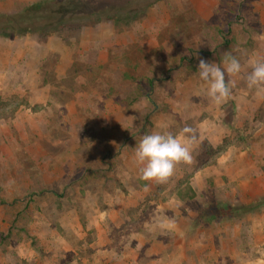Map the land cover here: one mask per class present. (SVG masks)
<instances>
[{"label": "rangeland", "instance_id": "obj_1", "mask_svg": "<svg viewBox=\"0 0 264 264\" xmlns=\"http://www.w3.org/2000/svg\"><path fill=\"white\" fill-rule=\"evenodd\" d=\"M93 1L133 22L85 28L84 47L72 39L60 57L25 56L33 67L0 78V264L264 260V235L253 232L264 229V207L198 219L202 209L219 213L218 202L264 197V98L241 76L234 99L211 105L198 70L226 52L264 60V0ZM197 125L192 165L167 184L140 179L134 151L144 134ZM167 218L185 219L177 236L158 226Z\"/></svg>", "mask_w": 264, "mask_h": 264}, {"label": "clouds", "instance_id": "obj_2", "mask_svg": "<svg viewBox=\"0 0 264 264\" xmlns=\"http://www.w3.org/2000/svg\"><path fill=\"white\" fill-rule=\"evenodd\" d=\"M199 79L211 105L223 106L234 99L237 78L243 76L246 89L257 98H264V60L249 58L246 63L226 52L220 63L200 59ZM203 125L185 126L173 133L162 129L144 134L135 147L134 162L140 179L148 186L167 184L182 165L190 166L193 152L203 139ZM148 187H145V191ZM162 229H172L171 219L158 223Z\"/></svg>", "mask_w": 264, "mask_h": 264}, {"label": "trees", "instance_id": "obj_3", "mask_svg": "<svg viewBox=\"0 0 264 264\" xmlns=\"http://www.w3.org/2000/svg\"><path fill=\"white\" fill-rule=\"evenodd\" d=\"M94 4L93 0H39L13 14L0 12V37L15 39L31 36L41 42H45L50 37H58L65 42H70L72 39L78 41L85 28H93L102 22L109 21L117 26L129 25L133 22L132 20L122 21L107 15L111 9L105 7L99 11ZM120 10L118 11L120 12ZM102 14H104L103 17ZM206 150L209 154L215 155L224 152L221 147L215 149L207 147ZM218 203L220 212L213 218L202 209L198 219L201 222L209 223L212 222V219L218 218V214H220L218 222L232 221L264 207V197L253 204L242 203L231 206L224 202Z\"/></svg>", "mask_w": 264, "mask_h": 264}, {"label": "crops", "instance_id": "obj_4", "mask_svg": "<svg viewBox=\"0 0 264 264\" xmlns=\"http://www.w3.org/2000/svg\"><path fill=\"white\" fill-rule=\"evenodd\" d=\"M27 1L22 6H15L14 4L11 6L0 7V12H6L8 14H13L23 7L34 3L39 0H25ZM87 42L86 34L83 32L80 36V45L84 47V44ZM68 43L65 42L63 39L58 37H50L45 42H41L39 39L31 36L22 37V38H15V39H8L4 37H0V78L5 80L6 78L10 77L11 71L15 68L16 65L19 63L24 64V69L26 68V64L29 67H33L35 62L28 63L26 62H19L23 57H34L37 55L38 61L43 59L46 56L55 55L60 57V55H64L66 51ZM37 61V62H38ZM35 70V69H34ZM128 206V205H126ZM124 207L121 208V210ZM168 208V207H167ZM264 217V216H263ZM169 219V218H167ZM164 219V220H167ZM185 219H180L178 222L175 221V227L170 229V231L177 236L182 230L179 229V225L181 222H184ZM95 221L91 222L90 227L94 226ZM262 226L264 227V221H262ZM260 224V225H261ZM255 226H257L254 223ZM253 225V226H254ZM97 226V225H96ZM92 229V228H91ZM169 230V229H168ZM253 232L257 235V238L260 239L261 236L264 235V229L260 228H253ZM262 240V239H261ZM258 241V240H257ZM249 264H264L263 259H258L257 261L250 262Z\"/></svg>", "mask_w": 264, "mask_h": 264}]
</instances>
